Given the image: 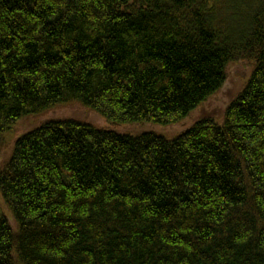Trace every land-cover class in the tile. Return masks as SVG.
Here are the masks:
<instances>
[{"label": "trees", "instance_id": "trees-1", "mask_svg": "<svg viewBox=\"0 0 264 264\" xmlns=\"http://www.w3.org/2000/svg\"><path fill=\"white\" fill-rule=\"evenodd\" d=\"M0 264H264V0H0Z\"/></svg>", "mask_w": 264, "mask_h": 264}, {"label": "rangeland", "instance_id": "rangeland-1", "mask_svg": "<svg viewBox=\"0 0 264 264\" xmlns=\"http://www.w3.org/2000/svg\"><path fill=\"white\" fill-rule=\"evenodd\" d=\"M238 63L239 62L230 66L228 70L227 81L223 88L216 95L206 100L189 116L185 117L181 121L168 126H162L151 122H145L136 126L141 127V129L144 130L143 132H154L167 138H175L177 135L189 129L199 120L209 119L221 124L223 122L227 106L236 96V94L242 89L250 75L251 67L245 63ZM19 127L24 128L26 125L23 124ZM11 137L12 134L7 135V141L10 140Z\"/></svg>", "mask_w": 264, "mask_h": 264}]
</instances>
